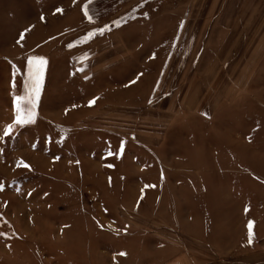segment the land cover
<instances>
[{
    "label": "rangeland",
    "instance_id": "obj_1",
    "mask_svg": "<svg viewBox=\"0 0 264 264\" xmlns=\"http://www.w3.org/2000/svg\"><path fill=\"white\" fill-rule=\"evenodd\" d=\"M85 3L0 0V129L48 60L0 141V264H264V0Z\"/></svg>",
    "mask_w": 264,
    "mask_h": 264
},
{
    "label": "snow or ice",
    "instance_id": "obj_2",
    "mask_svg": "<svg viewBox=\"0 0 264 264\" xmlns=\"http://www.w3.org/2000/svg\"><path fill=\"white\" fill-rule=\"evenodd\" d=\"M95 0H87V3H85L82 7L83 16L87 19V21L92 24L95 23V17L92 14L91 11V5L94 4ZM75 3V0H74ZM63 8L61 7H54L53 15L56 14H63ZM41 20H44V17H40ZM113 24H115L117 27L120 26V21H113ZM31 31L30 28L24 29L23 32L19 34V39L17 40V44H20L22 40L25 39V34L27 32ZM111 31V25L105 24L103 27H97L93 30L87 32L85 36H83L79 41L76 43H87L97 36H103L106 32ZM76 45L69 44L68 47L72 48ZM21 47L23 45L21 44ZM88 59L87 54H85L81 60L80 63L83 64ZM11 64V61H9ZM48 64V60L46 57L43 56H29L26 60V68H27V79L24 86V93L22 95H17L15 91L12 92V104H13V111H14V118L13 120L6 124L2 129H0V141H3L5 138H12L16 135V133L25 128L26 126L33 125L36 123V117H37V108L38 103L41 95L42 90V84H43V77H44V71ZM13 77H15L16 72L18 69L13 64ZM82 70V69H79ZM12 88L15 89V81L12 82ZM99 99V97H93L88 101V106L91 107L95 105L96 101ZM75 107V105L73 106ZM50 142V138H49ZM59 142V141H58ZM35 147V145H33ZM124 148V142H121L120 152L117 155H122ZM112 155V153H109ZM58 160L59 157H56ZM111 166V165H109ZM16 167L20 168L23 167L25 169H28L31 171V166L26 163L23 159H19L16 161ZM147 187H154L152 185H148ZM4 190V184L3 182H0V191ZM143 198V197H141ZM249 209H245V211H248ZM0 219H3V217H0ZM5 223H7L5 221ZM254 224L255 222L253 220H249L247 222V243L249 246L253 244V237H254ZM5 235V233L0 232V236ZM10 247V246H9ZM121 256H125L126 253H119Z\"/></svg>",
    "mask_w": 264,
    "mask_h": 264
},
{
    "label": "crops",
    "instance_id": "obj_3",
    "mask_svg": "<svg viewBox=\"0 0 264 264\" xmlns=\"http://www.w3.org/2000/svg\"><path fill=\"white\" fill-rule=\"evenodd\" d=\"M260 246H261V248L259 249V251H258V253H256L255 255L259 258V259H261V261H263V263H264V236L261 238V242H260ZM254 255V256H255ZM255 261V259H254V257H253V259H252V263Z\"/></svg>",
    "mask_w": 264,
    "mask_h": 264
}]
</instances>
